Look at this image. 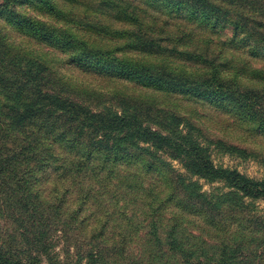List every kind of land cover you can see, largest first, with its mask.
I'll list each match as a JSON object with an SVG mask.
<instances>
[{"label":"trees","instance_id":"1","mask_svg":"<svg viewBox=\"0 0 264 264\" xmlns=\"http://www.w3.org/2000/svg\"><path fill=\"white\" fill-rule=\"evenodd\" d=\"M6 1L23 34L29 30L69 54L70 65L124 88L115 92L118 109L91 106L54 86L49 63L21 53L0 31V264H144L127 254L130 235L141 227L181 264H264V219L243 202L264 199V181L217 167L198 128L178 110L181 101L230 102L264 129V93L244 84L245 66L222 52L226 42L216 41L231 27L234 46L264 57V0ZM20 3L57 20L81 6L99 21L86 24L81 37L16 12ZM163 155L179 160L191 177L223 182L232 191L210 196ZM122 165L157 174L164 187L163 198L146 200L138 222L135 209L104 192V180L114 179ZM168 206L179 213L163 235ZM186 213L223 237L203 243L209 253L184 240L179 214ZM114 218L117 236L109 232Z\"/></svg>","mask_w":264,"mask_h":264},{"label":"rangeland","instance_id":"2","mask_svg":"<svg viewBox=\"0 0 264 264\" xmlns=\"http://www.w3.org/2000/svg\"><path fill=\"white\" fill-rule=\"evenodd\" d=\"M85 1V0H82ZM7 1L0 3V31L7 42L17 48L21 53H31L47 61L53 70L52 79L57 88H63L67 92H72L71 96L88 102L91 106H103L107 108L118 109L116 101L117 91H121L124 86L121 82H115L97 74L83 72L74 65H70V55L62 53L56 47L47 43H42L32 38L29 30L28 36L23 34L18 26L12 23L14 16L7 13ZM16 12L27 15L32 18H38L46 24L58 30L68 31L85 37L87 35L88 25L99 21L96 13L88 12L83 7H73L67 12L64 19H53L52 17H41L28 5L21 3L16 8ZM233 29L231 27L223 29L216 37V41L226 42L222 52L229 58H236L237 65L243 64L245 69L242 74H248L244 84L250 90H257L264 93V57H254L247 46H234L231 43ZM31 37V38H30ZM102 44V41L99 43ZM250 66V68H249ZM66 84L72 86L71 90L66 89ZM4 95L0 94V101H4ZM182 107L178 110L198 129L200 140L206 144L212 156V160L217 167H223L230 170H236L240 174L255 180L264 181V129L258 128L257 122L245 120L242 113L235 110L230 102L216 104L205 100L181 101ZM263 104V102H262ZM153 129H157L155 124H150ZM182 129L186 130L184 126ZM221 141L228 145L236 146L245 153H230L223 147H216L214 142ZM163 159L171 165L178 173L188 176V181L197 182L203 192L210 196H221L230 193L232 190L223 182H208L198 177H191L179 160H172L169 156L163 155ZM118 174L112 180H104L106 186L104 192L108 193V198L115 203L121 198L120 206L127 205L133 213L135 209L138 213V222L142 220L141 211L145 208L147 199L153 200L163 198L164 187L161 178L155 173H146L137 166H125L117 168ZM140 171V175L134 177V173ZM94 189L98 183L92 184ZM159 191V193H158ZM81 193H79L80 195ZM116 194V196H114ZM245 205L249 206V214L256 219H264V199L243 198ZM178 211L168 206L162 212L163 235L165 228L172 224ZM185 213V212H182ZM180 227L185 231L184 240L188 243V238L192 243L200 246L201 253H209L208 248L203 247V243L208 244L221 242V236H216L214 232L209 231L207 225L200 219L191 214H179ZM164 219V220H163ZM117 218L113 219L109 232L117 236ZM94 227V226H93ZM187 231V232H186ZM144 227L138 229L130 235V242L127 248V254L130 257L139 258L144 264H181L180 258L171 254L168 250H159L146 236ZM223 236H226L222 233ZM249 242V235L245 238ZM62 245L58 251H60Z\"/></svg>","mask_w":264,"mask_h":264},{"label":"water","instance_id":"3","mask_svg":"<svg viewBox=\"0 0 264 264\" xmlns=\"http://www.w3.org/2000/svg\"><path fill=\"white\" fill-rule=\"evenodd\" d=\"M2 0H0V3H1Z\"/></svg>","mask_w":264,"mask_h":264}]
</instances>
